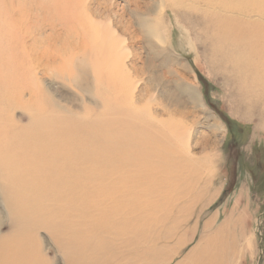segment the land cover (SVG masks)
<instances>
[{
	"label": "rangeland",
	"instance_id": "374dc122",
	"mask_svg": "<svg viewBox=\"0 0 264 264\" xmlns=\"http://www.w3.org/2000/svg\"><path fill=\"white\" fill-rule=\"evenodd\" d=\"M138 1L135 7L124 6L121 0H0V84L6 82L12 104L6 130L0 133V164H10L3 173L26 181L45 179L48 170L37 163L45 147L35 150L33 141L14 144L12 139L28 128L38 108L56 109L77 123L83 122L80 125L96 122L102 115L136 122L133 112L150 113L173 138L165 145L178 152L179 160L210 153L216 160L198 186L186 176L182 180L168 178L162 186L166 188L146 198L142 220L157 233L181 222L169 240L158 244L154 251L158 257L151 264H161L187 242L170 263L179 264L199 245L211 220L209 233L224 227L221 264H264V116L239 100L234 76L223 68L228 53L214 52L200 35V28L189 29V23L177 19L172 25L167 20L171 39L161 46L143 28L144 21L157 19L154 0ZM194 91L203 103L193 98ZM75 135L77 147L88 143L79 131ZM127 150L133 151L134 146ZM210 170L214 177L202 191ZM77 182L75 214L80 208L87 209L82 222L75 224L80 235L75 246L84 263H121L114 259L127 251V239L122 236L117 240L111 231L117 220L91 215L92 206L106 195L90 193L92 185L81 178ZM53 186L47 184L46 189L55 191ZM201 192L202 201L194 202ZM3 207L0 194V232L5 233ZM46 238L45 233L40 234L46 258L51 264H64Z\"/></svg>",
	"mask_w": 264,
	"mask_h": 264
},
{
	"label": "bare ground",
	"instance_id": "6f19581e",
	"mask_svg": "<svg viewBox=\"0 0 264 264\" xmlns=\"http://www.w3.org/2000/svg\"><path fill=\"white\" fill-rule=\"evenodd\" d=\"M121 1L124 2V6L136 5L135 7L139 2ZM154 2L157 21L143 23V28L149 36L164 47L171 39L167 20H171V25L173 19H177L189 23V29L200 28V35L214 52L228 53L223 59V68L229 69L232 77L234 76L239 100L264 116V0H154ZM90 53L92 54L91 51ZM8 91L9 88L3 81L0 86V133L6 130L5 125L9 118L8 107L11 104L9 100L11 97L8 98ZM192 96L199 103H203L197 91L192 92ZM202 107L205 108V105ZM55 110L46 111L38 108L36 117L31 118L28 128L12 137L14 144L33 141L32 148L35 150H43L40 148L41 145L45 147L37 161L40 167L48 170L45 179L26 181L19 176L8 177L3 171L8 169L10 164H0V194L7 221L5 226L8 230L5 233L0 232V264H51L41 249V233L46 234L53 251L60 255L58 257L62 258L64 264H85L82 252L75 246V240L80 236L75 224L81 221L87 211L80 208L75 214L77 207H74V201L79 197L76 194L79 178L92 185L93 191L90 193L96 194L97 191H101L102 195H106L105 199L92 206L94 212L91 214L92 218L117 220V227L111 231L117 240L122 236L127 239L125 241L127 251L114 261L121 262L118 264L125 261V264L153 263L158 257L154 252L158 244L169 240L174 228L181 222L176 221L174 228L157 233L156 228L154 229L151 224L147 226L148 223L142 220L143 213L147 211L146 198L156 194L161 188H166L162 186L168 178L172 180L186 176L191 183L195 182L198 186L201 183V176L216 163V160L213 161L214 154H207L203 158L187 156L188 161L180 157L179 160L178 156L176 157L178 152L176 154L174 150L170 151L165 145L172 137H169L162 128L163 124L150 113L133 112L137 117L136 122L128 118L115 116L108 118L102 115L95 119L96 122L91 120L86 125H80L83 122L77 123L74 117H71V120ZM127 113L128 117L131 116L129 112ZM77 131L88 139L85 146L74 145ZM116 133L121 134L117 139L112 137L117 135ZM130 146H134V150L126 151ZM51 149H54L52 154ZM78 159L83 162L78 163ZM182 160L184 161L181 162ZM213 170H210V179L206 180L207 184L205 183L202 191L211 184L215 174ZM170 171H173L172 174ZM50 183L54 184L55 191L46 189ZM97 183L102 184L101 188L96 185ZM29 193L31 194L28 195ZM199 194L194 202L199 203L204 198L203 192ZM143 223L146 225L141 229L140 224ZM211 225L213 220L206 224L199 245L179 264H221L224 252L221 237L224 227L215 233H209ZM182 247L161 264L172 263Z\"/></svg>",
	"mask_w": 264,
	"mask_h": 264
}]
</instances>
